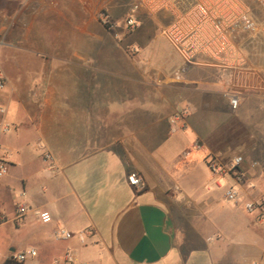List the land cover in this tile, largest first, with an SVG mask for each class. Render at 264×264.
Returning <instances> with one entry per match:
<instances>
[{
    "label": "crops",
    "instance_id": "crops-1",
    "mask_svg": "<svg viewBox=\"0 0 264 264\" xmlns=\"http://www.w3.org/2000/svg\"><path fill=\"white\" fill-rule=\"evenodd\" d=\"M124 2L1 8L0 264L30 250L36 257L22 264H264V221L246 208L264 200L261 75L239 73L244 98L232 111L209 60L187 62L163 41L130 58L121 41L98 37L96 19L98 9L120 16ZM236 157L235 172L208 168ZM132 173L143 191L128 183ZM20 205L32 211L17 227Z\"/></svg>",
    "mask_w": 264,
    "mask_h": 264
},
{
    "label": "built area",
    "instance_id": "built-area-1",
    "mask_svg": "<svg viewBox=\"0 0 264 264\" xmlns=\"http://www.w3.org/2000/svg\"><path fill=\"white\" fill-rule=\"evenodd\" d=\"M3 1L25 6L31 0ZM161 12L167 13L170 17V23L164 30L168 42L187 62L203 57L220 67L223 86L221 95L229 101L232 111L238 110L244 98V95L238 91V75L253 69L251 65L253 53L250 47L258 41L264 45V0H136L124 21L123 32L127 34L137 30L141 25L138 17ZM99 19L110 31L119 28V25L104 12L99 14ZM0 44L3 45V42ZM258 72L262 82L260 97L264 101V68ZM184 73L183 68L179 69L174 73V79L180 81ZM4 87L5 80L0 69V91ZM186 117V111L178 115L179 120H184ZM8 130L9 126H6L4 131ZM194 148L198 149L199 145H195ZM44 160L52 162V156L45 153ZM242 161L241 157L234 158L227 169L217 161L211 160L208 168L213 174L223 176L228 172H235ZM7 174V164L0 162V180ZM237 177L241 178V176ZM127 181L138 191L145 189L144 180L137 173L130 174ZM225 198L229 202H234L237 200V193L228 189ZM246 208L248 213L258 210L260 212L258 222L264 221V200L254 205H247ZM31 211L32 209L26 205L18 206L13 223L17 227L21 226L26 215ZM33 212L43 224L51 223L50 213L36 210ZM2 220L4 218L0 217V221ZM90 234L87 232L78 234L80 243L85 244V235ZM56 235L59 239L72 238V234L65 231H59ZM36 255L35 250L12 255L7 259L6 264H22L28 257L33 258ZM66 264H72L68 256Z\"/></svg>",
    "mask_w": 264,
    "mask_h": 264
},
{
    "label": "rangeland",
    "instance_id": "rangeland-1",
    "mask_svg": "<svg viewBox=\"0 0 264 264\" xmlns=\"http://www.w3.org/2000/svg\"><path fill=\"white\" fill-rule=\"evenodd\" d=\"M135 2L136 0H125L124 10L120 16L111 17L109 15L111 20H113L119 25V28L116 29L115 31H110L100 21L99 14L101 12L107 14L104 9H98L96 13L97 23L101 27L100 30L98 31V37H100L102 41L111 40V38L112 40L115 41H121L122 43H124L125 51L128 53L130 58H136L139 55V49L142 48L144 44L148 45L150 43L160 42V41L170 44L164 36V30L166 26L170 23V17L167 13L161 12L157 14L140 16L138 17V19L141 21V25L137 30L127 34L123 32L124 21ZM4 3L5 1L0 0V11ZM250 49L252 50L253 53V57L251 59V65L253 66L256 72L253 71L248 73L260 74V72L258 71L261 70V68H264V45H262L261 42L258 41L253 46H251ZM132 50H136V51L133 52ZM14 52L17 56L18 54H20L19 51H14ZM0 58H2V53L0 54Z\"/></svg>",
    "mask_w": 264,
    "mask_h": 264
}]
</instances>
